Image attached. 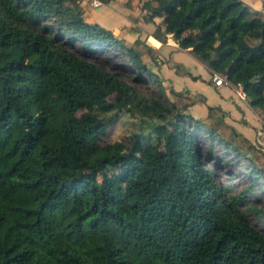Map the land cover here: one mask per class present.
Returning a JSON list of instances; mask_svg holds the SVG:
<instances>
[{
  "label": "trees",
  "instance_id": "1",
  "mask_svg": "<svg viewBox=\"0 0 264 264\" xmlns=\"http://www.w3.org/2000/svg\"><path fill=\"white\" fill-rule=\"evenodd\" d=\"M141 9L161 17L154 38L170 34L264 110L263 14L242 0ZM93 47L112 48L127 74L84 57ZM179 95L79 0H0V264H264V235L247 216H264L248 197L264 191L260 154L223 136L212 106L207 123ZM122 112L135 128L101 143ZM213 144L252 178L236 193L203 165Z\"/></svg>",
  "mask_w": 264,
  "mask_h": 264
},
{
  "label": "crops",
  "instance_id": "2",
  "mask_svg": "<svg viewBox=\"0 0 264 264\" xmlns=\"http://www.w3.org/2000/svg\"><path fill=\"white\" fill-rule=\"evenodd\" d=\"M125 3L126 8L133 13L132 15H139L140 23L153 25L152 30L154 23L161 20H155V16L152 19L153 22L145 21L142 18L144 13L142 9L134 7L132 0H125ZM98 7L92 8L97 10ZM83 14L87 18L90 16V13L87 14L84 10ZM88 19L96 21L92 16ZM113 25L110 30L116 37L137 49L140 47L138 50L148 66L147 59H150L153 64L151 69L160 77L164 87L180 92L178 98L188 103L187 111L191 106L199 108L196 110L197 115L193 116L190 113L193 117H204V121L209 120L207 106H212L211 118H220L218 129L222 133L224 130L231 132L230 141L240 142L241 148L244 146H249L250 149L255 148L260 154L259 159L264 162V110L250 106L247 97L239 98L235 92L236 85L229 81L226 84L214 85L210 80L211 71L206 65L188 48L179 47L170 34L160 41L151 35L152 30H145L146 33L143 34L144 31H141L140 27H132L129 22L118 28ZM136 29H139L140 33ZM148 37H152L156 43L149 42ZM151 55H155L156 61L150 58ZM196 81L201 84L194 88L193 84ZM258 131L261 136L257 135Z\"/></svg>",
  "mask_w": 264,
  "mask_h": 264
},
{
  "label": "rangeland",
  "instance_id": "3",
  "mask_svg": "<svg viewBox=\"0 0 264 264\" xmlns=\"http://www.w3.org/2000/svg\"><path fill=\"white\" fill-rule=\"evenodd\" d=\"M142 1L143 0H137L136 2V0H132L133 5L135 4L134 7L136 6L138 7V9H141ZM79 2L82 4V11H86L87 14L90 13L89 15L92 16V18L109 29H112V24H114V27L118 28L119 26L127 24L128 22L132 25V27H140L141 31H144L143 34L146 33L145 30H152L153 28V25L151 24L144 25L143 23H140V19L138 17L139 15H132L133 13H131L126 8L125 0H111L106 4L100 3L97 10H93V8L89 5L88 0H79ZM243 2L246 3L256 14H263L264 0H243ZM90 16H88V18ZM160 19L161 17L159 16L155 17V20ZM112 21L113 23H111ZM136 30L139 31V29ZM148 40L153 44L156 43V41L152 37H148ZM66 46L68 48L77 50L76 43L71 45L70 43L66 42ZM138 49L140 50V47H138ZM84 55V57L95 62L108 71H119L123 74H127V69L120 64V55L115 53L112 48L93 47L91 49V52H86L84 53ZM147 62L149 64V67L151 68V65L153 64L151 63L149 58L147 59ZM124 79L128 83L136 86L143 93H151L156 90L155 85H153L152 83H148L143 80L134 81L129 76H124ZM198 84L201 83H199V81H196L193 84L194 86H192L195 88ZM167 95L171 99H174L175 97L169 92H167ZM198 109L199 108L196 106H191L188 109V112L194 116L197 115L196 110ZM262 116L263 115H261V117ZM135 117V115H131L128 112H122L114 121H112L107 126L106 131L100 136V142L108 143L118 139L125 140V136L135 128ZM195 118L198 117L195 116ZM199 119L204 120V117H201ZM205 122L211 123L208 120H206ZM221 134L225 137L228 135L226 138L231 140L229 138L232 136L231 132L224 130L223 133L221 132ZM197 141L200 150L204 151L208 146V139L206 137H203L202 135H199L197 136ZM235 144L241 147L240 142L236 141ZM211 148V154L206 159V161H204L203 165L211 169L212 176L218 184L225 185L231 193L238 192L247 184L250 179H252L247 175L245 167L243 166V161L239 158H236L232 154L229 155L226 151H223V149L217 144H213ZM243 149L247 150L250 149V147L244 146ZM248 197L252 205H254L256 208L264 209V191L262 192L259 189L255 188L253 193H249ZM247 216L253 226H255L264 235V216L256 214L252 211H247Z\"/></svg>",
  "mask_w": 264,
  "mask_h": 264
},
{
  "label": "built area",
  "instance_id": "4",
  "mask_svg": "<svg viewBox=\"0 0 264 264\" xmlns=\"http://www.w3.org/2000/svg\"><path fill=\"white\" fill-rule=\"evenodd\" d=\"M88 3L91 7H98L101 2L99 0H88ZM210 80L212 81V83L214 85H221V84L228 83V80L225 78V76H223L217 72H214V71H212L210 74ZM235 92L239 98L243 99L246 97L244 91L239 86H236ZM257 135L261 136L259 131L257 132ZM263 142H264V140H263Z\"/></svg>",
  "mask_w": 264,
  "mask_h": 264
}]
</instances>
